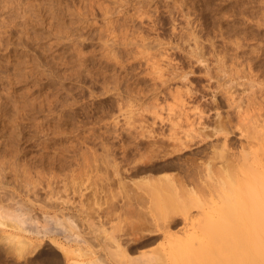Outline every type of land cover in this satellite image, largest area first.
I'll return each mask as SVG.
<instances>
[{
	"label": "rangeland",
	"instance_id": "1",
	"mask_svg": "<svg viewBox=\"0 0 264 264\" xmlns=\"http://www.w3.org/2000/svg\"><path fill=\"white\" fill-rule=\"evenodd\" d=\"M0 38V264L264 245V206L234 203L264 164V0H0Z\"/></svg>",
	"mask_w": 264,
	"mask_h": 264
},
{
	"label": "bare ground",
	"instance_id": "2",
	"mask_svg": "<svg viewBox=\"0 0 264 264\" xmlns=\"http://www.w3.org/2000/svg\"><path fill=\"white\" fill-rule=\"evenodd\" d=\"M21 4H23V3H21ZM23 7V6H22ZM13 10V9H12ZM27 12V11H26ZM20 16V15H19ZM22 16V15H21ZM36 17V16H35ZM77 17V16H76ZM26 18V17H25ZM28 18V17H27ZM31 18V17H30ZM21 19V18H20ZM32 19V18H31ZM35 20V19H34ZM24 21V20H23ZM26 23V22H25ZM39 23V22H38ZM38 23H36V24H38ZM40 24V23H39ZM33 25V24H32ZM12 33V32H11ZM57 34V33H56ZM59 34V33H58ZM61 34V33H60ZM55 36V35H54ZM57 37V36H56ZM61 37V36H60ZM4 39V38H3ZM0 40H1V38H0ZM61 41V40H60ZM57 42V41H56ZM28 43V42H27ZM61 43V42H60ZM52 44V43H51ZM54 44V43H53ZM10 45V44H9ZM9 51V50H8ZM15 52V51H14ZM12 53H13V51H12ZM26 53V52H25ZM14 54V53H13ZM17 54V53H16ZM44 54V53H43ZM7 55V54H6ZM15 55V54H14ZM12 56V55H11ZM40 58V57H39ZM38 58V59H39ZM41 62H42V60H41ZM40 62V63H41ZM43 63V62H42ZM19 66V65H18ZM24 75H26V74H24ZM25 77V76H24ZM10 80V79H9ZM222 94V93H221ZM215 95V94H214ZM230 96H231V94H230ZM229 96V97H230ZM233 96V95H232ZM231 96V97H232ZM215 98L216 97H214V100H215ZM225 98V97H224ZM212 99V98H211ZM223 99V98H222ZM221 99V100H222ZM234 100H235V98H234ZM211 102H212V100H211ZM224 102H225V100H224ZM231 102V101H230ZM227 103V102H226ZM225 103V104H226ZM238 103V102H237ZM213 104H214V102H213ZM228 104H230V103H228ZM231 104H232V102H231ZM210 105V104H209ZM217 105V104H216ZM215 105V106H216ZM223 105V104H222ZM227 105V104H226ZM234 105V104H233ZM236 105V104H235ZM234 105V106H235ZM239 105V104H238ZM238 105H237V107H238ZM261 105V104H260ZM259 105V106H260ZM262 105H263V103H262ZM214 106V107H215ZM220 108V107H219ZM262 109H263V112H262V116L264 115V106H262ZM196 110V109H195ZM216 110V109H215ZM261 110V109H260ZM199 112V111H198ZM260 113V112H259ZM199 114V113H198ZM216 114V113H215ZM217 116H220V115H218V114H216ZM259 115V114H258ZM260 116V115H259ZM202 117V116H201ZM216 117V116H215ZM258 117V116H257ZM261 117V116H260ZM199 118V117H198ZM217 118V117H216ZM220 118V117H219ZM203 119V118H202ZM218 119V118H217ZM258 119V118H257ZM213 120H215V118L213 119ZM223 120V119H222ZM227 120H228V117H227ZM254 120H256V119H254ZM205 121V120H204ZM263 121V120H262ZM213 122V121H212ZM226 122V121H225ZM229 122V121H228ZM228 122H226L227 124H228ZM255 122H257V121H255ZM217 123H218V121H217ZM223 123V122H222ZM201 124H203V123H201ZM255 124V123H254ZM261 124H263L262 122H261ZM212 125H214V123L212 124ZM216 125V124H215ZM224 125V124H223ZM223 125H221V124H219L218 126L219 127H215L214 129L212 128V133H211V131H210V136L211 135H217V134H221L222 135V132L223 131H226V128L225 129H223L224 127H223ZM264 125V124H263ZM203 126V125H202ZM205 126V125H204ZM202 128V127H201ZM199 129V128H198ZM197 129V130H198ZM202 129H204V128H202ZM207 129V128H206ZM208 130H211L210 128H208ZM228 131V130H227ZM202 130H200V131H198L197 132V134H198V136L199 135H202ZM206 132H204L203 133V135L205 134ZM224 133V132H223ZM186 134V133H185ZM196 134V133H195ZM208 134H209V132H208ZM225 134V133H224ZM230 134V133H229ZM186 136V135H185ZM188 136V137H187ZM187 136L185 137V138H189V135L187 134ZM205 136V135H204ZM203 136V137H204ZM206 136H208L207 134H206ZM223 136V135H222ZM226 136V135H225ZM200 137V136H199ZM212 138V137H211ZM224 138V137H223ZM177 139V138H176ZM191 140V139H190ZM203 140V139H202ZM178 141H179V139H178ZM181 141H182V139H181ZM222 144L220 145V147H222V148H220L221 149V151L222 150H224L225 148V142L223 143V142H221ZM179 144H182V145H184V143H179ZM182 145H181V147H182ZM186 145V144H185ZM187 146V145H186ZM209 146H211V145H209ZM214 146H215V144H214ZM218 146V145H217ZM178 147V146H177ZM188 147V146H187ZM216 147V146H215ZM182 148H184V147H182ZM181 148V149H182ZM209 148V147H208ZM207 148V149H208ZM211 148V147H210ZM214 148V147H213ZM224 148V149H223ZM219 149V148H218ZM173 150V149H172ZM180 150V149H179ZM203 150V149H202ZM176 151H177V149H176ZM221 151H220V153H221ZM227 151V150H226ZM173 152V151H172ZM210 152V151H209ZM225 152V151H224ZM224 152H223V154H224ZM229 152V151H228ZM226 153V152H225ZM207 154H208V152H207ZM214 154H216V153H214ZM213 154V155H214ZM222 154V155H223ZM229 154V153H228ZM221 155V156H222ZM248 155V154H247ZM207 157H208V155H207ZM227 157H228V155H227ZM241 157H243L242 155H241ZM209 158V157H208ZM242 159V158H241ZM248 159V158H247ZM251 159H253V160H250L251 161V163H252V165L254 164L255 166L258 164L259 165V167L261 168V169H258V171H257V169L255 170V171H253L254 169H255V167H254V169H252V172L254 173H248V174H251V175H248V174H246V177H247V175L248 176H251V177H253L252 179H253V182L251 181V183H250V181H248V182H246V181H243L242 183H244V185L242 184V183H240L241 185H243L244 186V188H242L243 186H241V188L242 189H244L246 192H248V194H250L249 195V197L251 198L253 195H251V191L253 192V194L255 195V196H253L251 199H249V200H247L246 198H249V197H245V199L243 198V197H238L239 198V201H237L238 199H236L235 200V198L233 199V201L235 200V202L234 203H237V204H239L240 206L241 205H245V204H247V205H251V206H257V207H263L264 206V164H262V165H260L261 163H259V161H258V163H257V160H256V162H255V159H254V157L253 158H251ZM230 160V159H229ZM243 160V159H242ZM254 161V162H253ZM264 161V160H263ZM230 162V161H229ZM233 162H234V160H233ZM262 162V161H261ZM245 163V162H244ZM247 163V162H246ZM256 163V164H255ZM262 163H264V162H262ZM232 164V163H231ZM207 165V164H206ZM235 165V164H234ZM233 165V166H234ZM247 165V164H246ZM251 165V166H252ZM257 165V166H258ZM194 166V165H193ZM198 166V165H197ZM236 166V165H235ZM196 168V167H195ZM235 167H233V169H234ZM164 169V168H163ZM248 169V168H247ZM196 170V169H195ZM206 170V169H205ZM249 170H250V168H249ZM260 170V171H259ZM263 170V171H262ZM197 171V170H196ZM211 171V170H210ZM198 172V171H197ZM256 172V173H255ZM258 173V175H255V174H257ZM185 174H187V173H185ZM260 174V175H259ZM253 175V176H252ZM191 176V175H190ZM255 176V177H254ZM263 176V177H262ZM174 178V177H173ZM172 177H171V179H173ZM188 177H186V179H187ZM164 179H167L168 181H172L171 179H170V177H169V179H168V177H166V178H164ZM163 179V180H164ZM176 179V178H175ZM246 179H248V177L246 178ZM249 179H250V177H249ZM252 179H250V180H252ZM166 180V181H167ZM189 180V179H188ZM167 181V182H168ZM187 181V180H186ZM190 181V180H189ZM248 183V184H247ZM250 183V184H249ZM247 184V185H246ZM178 185V184H177ZM168 186L169 185H167L166 187L168 188ZM170 186H172V185H170ZM174 186V185H173ZM171 187V188H174V187ZM186 186V185H185ZM184 187V186H183ZM238 187H239V185H237V187H236V190H238ZM159 188V187H158ZM160 188H161V186H160ZM170 188V189H171ZM178 188H181V187H178ZM226 188V187H225ZM162 189V188H161ZM184 189V188H183ZM239 189H240V187H239ZM243 190V191H244ZM170 191V190H169ZM175 191V190H174ZM242 191V192H243ZM244 191V192H245ZM172 192H173V190H172ZM239 193H240V191H238ZM240 193V194H242V195H244V193ZM248 194H246L245 193V195H248ZM237 197V196H236ZM158 200V199H157ZM155 201H156V198H155ZM159 201V200H158ZM230 202H233L232 200H229ZM248 201V202H247ZM155 203V202H154ZM250 203V204H249ZM242 207V206H241ZM240 208V207H239ZM244 208H245V206H244ZM252 208V207H251ZM238 210V209H237ZM256 210V209H255ZM243 211V210H242ZM250 211H252L251 209H250ZM259 211V210H258ZM257 211V212H258ZM244 212V211H243ZM253 212H254V210H253ZM159 214V213H158ZM244 214V213H243ZM251 214V213H250ZM253 214V213H252ZM167 215V214H166ZM188 215V214H187ZM257 217V216H256ZM170 219H171V217H169ZM168 218V219H169ZM184 218V217H183ZM183 220H187V217H185ZM182 220V221H183ZM190 220V219H189ZM188 220V221H189ZM242 221V220H241ZM258 221V220H257ZM256 223V222H255ZM264 231V230H263ZM262 233V232H261ZM254 236V235H253ZM8 237H10V238H12V239H16L17 241H18V245H20V247H22L21 245H22V240H20L19 239V237L18 236H16V235H12V234H9L8 235ZM21 238V237H20ZM257 238V237H256ZM257 240H258V238H257ZM244 240H242V242H243ZM241 242V244H243ZM254 244V243H253ZM242 247H240L241 248V251H243V260H245L247 263H245V264H264V245L263 244H258L255 248L256 249H252L253 250V252L251 253V254H247L246 253V251L247 250H245L243 247V245H241ZM248 249V248H247ZM62 250V253L64 254V256L66 257V258H69V259H72L73 257H74V252H76V251H72V250H69V249H61ZM244 252H245V254H244ZM77 253V252H76ZM79 253V252H78ZM249 253V252H248ZM210 260V261H209ZM242 260V261H243ZM203 261H204V264H213V260L212 259H210V257H206L205 259H203ZM226 261V264H233V263H235V261H237V258H234V257H231V258H228L227 260H225ZM241 261V262H242ZM244 261V262H245ZM238 262V261H237ZM69 264H94V261H89L88 263H80V262H70ZM236 264H239V263H236ZM243 264V263H242Z\"/></svg>",
	"mask_w": 264,
	"mask_h": 264
}]
</instances>
